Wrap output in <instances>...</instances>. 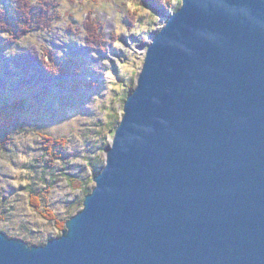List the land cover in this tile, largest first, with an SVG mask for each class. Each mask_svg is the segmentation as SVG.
Instances as JSON below:
<instances>
[{
    "label": "water",
    "instance_id": "water-1",
    "mask_svg": "<svg viewBox=\"0 0 264 264\" xmlns=\"http://www.w3.org/2000/svg\"><path fill=\"white\" fill-rule=\"evenodd\" d=\"M58 237L0 264H264V0H182Z\"/></svg>",
    "mask_w": 264,
    "mask_h": 264
},
{
    "label": "rangeland",
    "instance_id": "rangeland-1",
    "mask_svg": "<svg viewBox=\"0 0 264 264\" xmlns=\"http://www.w3.org/2000/svg\"><path fill=\"white\" fill-rule=\"evenodd\" d=\"M18 1L0 9L14 16ZM32 2L53 7L41 25L0 23V230L44 245L81 211L85 186L94 189L91 162L102 170L146 48L182 0ZM91 22L100 48L86 41Z\"/></svg>",
    "mask_w": 264,
    "mask_h": 264
},
{
    "label": "trees",
    "instance_id": "trees-1",
    "mask_svg": "<svg viewBox=\"0 0 264 264\" xmlns=\"http://www.w3.org/2000/svg\"><path fill=\"white\" fill-rule=\"evenodd\" d=\"M32 0H19L18 1V6L16 7L15 10V15L11 16V14L9 13V11L5 10V9H0V23H2L3 25L6 26L7 29L12 30L13 29V24H16L17 27H26L25 25L27 23H30V19H33L35 17L39 18L38 20L40 21V25L44 22V20L46 19V15L47 13L51 12L53 7L45 6L42 7L40 10L38 11H34L32 9ZM92 21H95V18L93 16H90ZM54 17H50V23L52 24ZM130 21V19H129ZM88 30V36L86 38L87 43L91 46V47H99L100 45H102V40H100L102 33L99 32V27L94 24L93 22H91V25L87 28ZM96 45V46H95ZM103 46V45H102ZM134 89L131 88L130 89V93L133 91ZM129 93V94H130ZM4 123L3 129H6L9 124L7 122H2ZM63 142V140H62ZM58 147H60L59 151L62 148L61 144H58ZM60 155H56V157ZM91 165L93 167V176L97 175L101 169L97 166V163H94L93 161L91 162ZM67 176H71L69 173L67 174ZM94 178V177H93ZM70 180H73L72 178H70ZM76 181L80 182L81 185L84 184V181L81 179H77ZM35 191L32 192V194H34ZM84 192V196L90 193V190L87 189V187L85 186V189L83 190ZM78 204V203H77ZM77 204H74L72 206H69L68 208V215L76 208L78 207ZM69 217V216H68ZM56 223L60 226L63 227L62 225L65 223V220H61L58 219L57 217H55ZM61 224V225H60ZM13 237V236H10ZM32 244V243H29Z\"/></svg>",
    "mask_w": 264,
    "mask_h": 264
},
{
    "label": "bare ground",
    "instance_id": "bare-ground-1",
    "mask_svg": "<svg viewBox=\"0 0 264 264\" xmlns=\"http://www.w3.org/2000/svg\"><path fill=\"white\" fill-rule=\"evenodd\" d=\"M14 14V13H13ZM10 41V40H9ZM52 70V69H51ZM53 73V72H52ZM57 73V72H56Z\"/></svg>",
    "mask_w": 264,
    "mask_h": 264
}]
</instances>
